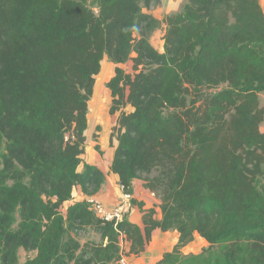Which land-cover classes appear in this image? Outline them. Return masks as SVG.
Here are the masks:
<instances>
[{"label":"trees","instance_id":"obj_1","mask_svg":"<svg viewBox=\"0 0 264 264\" xmlns=\"http://www.w3.org/2000/svg\"><path fill=\"white\" fill-rule=\"evenodd\" d=\"M95 1L0 0V264H118L156 229L180 233L156 264H264L260 0H187L163 19L145 11L161 0ZM161 26L163 51L150 41ZM105 57L118 114L111 171L125 193L140 179L161 200V219L131 200L144 228L71 203L106 178L83 160ZM88 229L100 240L80 252ZM195 233L208 246L185 254ZM21 249L36 255L20 262Z\"/></svg>","mask_w":264,"mask_h":264},{"label":"crops","instance_id":"obj_2","mask_svg":"<svg viewBox=\"0 0 264 264\" xmlns=\"http://www.w3.org/2000/svg\"><path fill=\"white\" fill-rule=\"evenodd\" d=\"M164 46V44H163ZM113 74L107 81L111 79ZM105 82V77L96 80V84L94 87V93L99 96L98 100L100 99L105 101V106L102 107V114L99 118L95 116L94 113L88 114V128L86 131V137L90 136L91 131H95V119H99L100 121L104 122L102 124L105 126V129L102 131V134L99 136L97 141H93L94 143H88L86 141V152L83 156V160L85 162L94 164L98 166L106 175L105 181L102 185L101 190L96 194V196L88 198L84 195L81 188L78 187L75 193L74 200L75 201H82V200H89L90 202L94 203H101L108 209H113L118 206L121 202H123L124 197V190L123 187L119 184L120 178L118 174H115L111 171V164L114 156V152L116 147L118 146V140L116 138L111 141V132L113 127L117 124L118 114L112 115L110 113V107L112 102V95L110 89L106 86L105 92L103 96L99 95V91L101 86ZM264 93V92H263ZM261 93V94H263ZM260 94V95H261ZM96 101V102H97ZM90 110V106H89ZM107 110V116L105 111ZM128 111H132V107L127 108ZM90 115H92L90 117ZM109 117V119H104ZM261 130L264 132V126H261ZM101 137V138H100ZM89 140V138H87ZM112 142V143H111ZM88 143V144H87ZM97 145L99 146L98 148ZM135 199L138 202H143L145 208H155L157 213L156 217L158 219L162 218V212L160 211L161 200L160 198L148 188L144 186V182L140 179H136L133 182V194L131 195V199ZM129 203V202H128ZM127 203V207L125 209V215L127 218L133 222L144 228L143 223V213L140 210L138 204H132L130 201V205ZM197 241H201V243L208 246V242L202 238L199 234L196 233ZM180 241V234L177 230H168L163 231L161 229L154 230L152 234V240L146 246L144 252L138 255L127 256L129 259L130 264H156L166 252L172 251L176 245H178ZM126 245V251L129 249V243L124 241L123 238L121 239V245L123 248V244Z\"/></svg>","mask_w":264,"mask_h":264},{"label":"rangeland","instance_id":"obj_3","mask_svg":"<svg viewBox=\"0 0 264 264\" xmlns=\"http://www.w3.org/2000/svg\"><path fill=\"white\" fill-rule=\"evenodd\" d=\"M186 1L187 0H161V3L154 5L149 10L145 9V11L153 14L155 17H157L159 19H163L168 14H173V13L180 11L182 9L183 5L186 3ZM95 2H96L95 0H90L89 3L92 7H94L97 10L98 8L96 7L97 4ZM260 3L262 5V7L264 8V0H260ZM163 34H164V27L161 26L160 28L155 30V32L151 35V38H150L151 43L155 46V48H157L160 51H163V49H164L163 48V44H164ZM123 66L128 71L132 70V62L131 61H128ZM114 67H115V65L113 64L112 61H110V59H108V57H105L103 59L102 70L99 73V75H97V77H96L97 80L102 78V76L105 77V82L103 81V84H102L101 89L99 91L100 97H101V95L103 96V94L105 92L107 78H109L111 76V74H114ZM260 97H261V105L264 106V93L261 94ZM98 98H99V96L96 95V93H94L92 95V97L89 101L90 110H89L88 114L94 113L95 116H98L100 118L101 117L100 115L102 114V107L105 106V101L103 99L102 100L100 99L99 101H97ZM105 114L107 116V110L105 111ZM91 116L92 115H90V117ZM104 119H109V117H106ZM102 124H104V122L100 121L99 119H95V125H94L95 131H91L89 133L90 136L87 137V138H89V140H87L88 143L93 144L94 143L93 141L98 140L99 136L102 134V131L105 129V126H103ZM262 125L264 126V123ZM111 134H112V132H111ZM91 140H93V141H91ZM111 141H112V139H111ZM98 147L99 146L97 145V147H95V148H98ZM93 204H94V202H93ZM93 204H92V206H93ZM160 211L162 212V208ZM76 240L79 242V244H81V248L79 249V251L81 252L82 250H84L86 248V246H88V245L90 246L93 243L99 242L100 235L97 234L96 232L92 231L91 229H88V230L81 232ZM206 246L207 245L203 246V244L201 243L200 240L197 241V237H196V233H195L193 240L190 241L189 243H187L186 245L182 246V251L185 254L199 253ZM123 250L124 251L126 250L125 243L123 244ZM35 255H36L35 251L28 252V251H25L24 249H21L19 251V261L24 262L27 259L34 257Z\"/></svg>","mask_w":264,"mask_h":264},{"label":"built area","instance_id":"obj_4","mask_svg":"<svg viewBox=\"0 0 264 264\" xmlns=\"http://www.w3.org/2000/svg\"><path fill=\"white\" fill-rule=\"evenodd\" d=\"M131 195L125 193L123 197V202H121L118 206L113 209L106 208L101 203H94L92 208L105 221H116L119 222L125 214V209L127 207V203L130 205ZM118 264H130L128 257L123 254L118 261Z\"/></svg>","mask_w":264,"mask_h":264}]
</instances>
